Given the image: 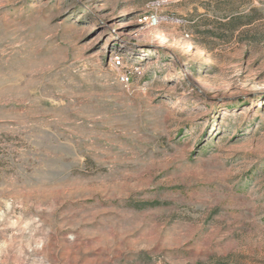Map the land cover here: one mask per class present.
I'll return each mask as SVG.
<instances>
[{"label":"rangeland","instance_id":"obj_1","mask_svg":"<svg viewBox=\"0 0 264 264\" xmlns=\"http://www.w3.org/2000/svg\"><path fill=\"white\" fill-rule=\"evenodd\" d=\"M200 262L264 264V0H0V264Z\"/></svg>","mask_w":264,"mask_h":264},{"label":"trees","instance_id":"obj_2","mask_svg":"<svg viewBox=\"0 0 264 264\" xmlns=\"http://www.w3.org/2000/svg\"><path fill=\"white\" fill-rule=\"evenodd\" d=\"M237 19L238 18H235V19H232V20L229 19L228 23H226L225 26L229 27L230 30H234V29L236 30L238 28V25H237L238 23L236 22ZM233 21H235V24L233 23ZM198 264H204V263L200 262ZM217 264H223V263H217Z\"/></svg>","mask_w":264,"mask_h":264},{"label":"built area","instance_id":"obj_3","mask_svg":"<svg viewBox=\"0 0 264 264\" xmlns=\"http://www.w3.org/2000/svg\"><path fill=\"white\" fill-rule=\"evenodd\" d=\"M118 67L123 66V61H118L115 63ZM121 80L127 82L129 77L126 74H121Z\"/></svg>","mask_w":264,"mask_h":264},{"label":"bare ground","instance_id":"obj_4","mask_svg":"<svg viewBox=\"0 0 264 264\" xmlns=\"http://www.w3.org/2000/svg\"><path fill=\"white\" fill-rule=\"evenodd\" d=\"M107 15V14H106ZM104 16H105V14H104ZM113 23H117V22H113ZM119 25V24H118ZM120 25H123V24H120ZM125 36L126 37H129V36H131V34H129L128 32H125ZM122 42H124V41H127V39H123V40H121Z\"/></svg>","mask_w":264,"mask_h":264}]
</instances>
